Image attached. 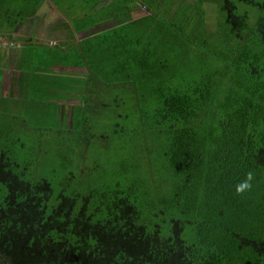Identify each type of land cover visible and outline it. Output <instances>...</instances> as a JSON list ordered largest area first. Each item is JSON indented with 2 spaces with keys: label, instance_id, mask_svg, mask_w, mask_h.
<instances>
[{
  "label": "trees",
  "instance_id": "1",
  "mask_svg": "<svg viewBox=\"0 0 264 264\" xmlns=\"http://www.w3.org/2000/svg\"><path fill=\"white\" fill-rule=\"evenodd\" d=\"M219 4L226 33L195 34L190 22L188 28L172 23L169 34L180 43L171 66L146 48L125 50L117 63L106 60L108 74L134 78L140 104L146 92L152 96V114L142 117L156 131L152 137L170 140L162 155L169 188L130 178L84 194H54L46 178H27L30 163L13 149L18 140L4 134L0 264H264V0ZM237 4L258 11L253 27ZM193 25L204 26L205 19ZM219 37L226 44L219 45ZM179 53L181 63L198 53L200 60L221 62L233 72L228 80L238 92L225 83L218 87L211 76L175 78ZM80 56L87 81L96 79L103 70L96 66L92 73L83 50ZM219 94L228 95L219 102ZM5 129L0 124V137ZM249 170L252 190L236 195L235 185Z\"/></svg>",
  "mask_w": 264,
  "mask_h": 264
},
{
  "label": "rangeland",
  "instance_id": "2",
  "mask_svg": "<svg viewBox=\"0 0 264 264\" xmlns=\"http://www.w3.org/2000/svg\"><path fill=\"white\" fill-rule=\"evenodd\" d=\"M220 1L207 2L203 6L205 26L210 33L221 34L228 30L224 14L220 11ZM17 5L19 7L20 4L15 0H0V25L13 22L5 12L11 13L13 20H20L21 13L15 9ZM237 7L239 14L247 15V25L253 27L258 11L244 4H237ZM188 13L192 18V27L199 17L198 7L189 5ZM69 16L76 30L86 22L77 16ZM28 28L31 31L34 26L30 24ZM135 32L130 34V42L125 43L124 47L122 40L100 43L95 39L91 40L93 44L89 48L84 44L83 51L91 72L95 71L96 66L104 71L98 72L96 79L91 81H87V67H84L83 57L75 43L68 46L66 55L45 46L29 48L23 57L28 60L29 67L34 66L29 69L34 79H31L29 86H21V96L3 98V92L6 94L8 89L7 69L3 70L4 75L0 73V124L6 127L0 142L8 143L2 140L5 136H10L11 141L18 140L15 143L18 148L13 149L19 161L30 163L27 178H46L52 184L54 194L60 191L84 194L101 185L111 187L116 182L126 184L130 178L146 179L149 185L155 184L158 189L169 188L166 173L169 163L163 160L162 155L170 140L152 137L156 131L142 117L152 114L153 105L148 99L152 96L146 92L147 101L140 104L130 82L134 78L125 80L124 75H111L107 71L106 60H124V50L139 40L138 32ZM222 38H217L219 45L226 44ZM88 49L94 52L90 53ZM198 55L196 60L189 62L185 60L186 55L183 56L184 62L175 64V78L189 80L192 77L191 80L200 82L205 76H211L218 87L225 83L227 86L224 85V88L230 87V91L238 92L228 80L232 71L219 61L210 59L211 63H208L204 56L200 60L201 54ZM150 61L147 60L148 64ZM170 62L174 61L166 64L173 65ZM74 64L79 65L76 74L73 72ZM227 95L219 94L216 97L223 102ZM5 102L8 106L4 107Z\"/></svg>",
  "mask_w": 264,
  "mask_h": 264
},
{
  "label": "crops",
  "instance_id": "3",
  "mask_svg": "<svg viewBox=\"0 0 264 264\" xmlns=\"http://www.w3.org/2000/svg\"><path fill=\"white\" fill-rule=\"evenodd\" d=\"M15 1L20 4L19 7L17 5L15 8L16 10L19 9V13H21L20 20L18 22L13 20L12 14L5 12L13 22L8 25L4 23L0 25V49L6 50L5 52L0 51V73L4 75L3 70L7 69L8 71L5 70L8 77L6 79L8 80L6 84L8 89L6 94L3 92L4 99L21 96V91H23L21 86L23 88L29 86V83L32 82L31 79H34L29 71L34 66L29 67L28 60L23 57L29 48L45 46L52 48L51 51L64 52L66 55L69 45L75 43L78 50L82 52L84 44L89 48L93 44L91 40L95 39H98L100 43L105 41L106 43H116L118 40H122L124 47L125 43L130 42V34L137 31L138 43H132L127 50L139 52L146 48L145 50L148 52H155V55L158 54L161 59L163 58L162 61H169V58L176 59L172 55L175 51L173 48L175 44L180 43L178 38L174 41L169 34L175 27L172 23L177 24L179 22L180 26L183 25L187 28L189 27V25L187 26L188 22H190V26L192 25V18L188 13L189 5L198 7V12H204V4H201L199 0ZM69 15H72L73 18L76 16L82 18L86 22L85 24L82 23L81 27L76 30ZM199 17L206 18L205 15H199ZM30 24L34 26L31 31L28 28ZM139 30L144 34L142 35ZM202 31L211 34L205 25L194 26L193 33L201 34ZM31 35L33 36L32 39L26 38ZM91 50L89 51L91 52ZM177 63H181V53H179ZM78 67L79 65L74 64V74L78 72ZM1 85L3 84L1 83ZM3 105L4 107L8 106L6 102Z\"/></svg>",
  "mask_w": 264,
  "mask_h": 264
},
{
  "label": "clouds",
  "instance_id": "4",
  "mask_svg": "<svg viewBox=\"0 0 264 264\" xmlns=\"http://www.w3.org/2000/svg\"><path fill=\"white\" fill-rule=\"evenodd\" d=\"M255 180V174L252 170L245 173L244 179L240 180L235 185L236 195L243 196L244 194L252 190L253 181Z\"/></svg>",
  "mask_w": 264,
  "mask_h": 264
}]
</instances>
